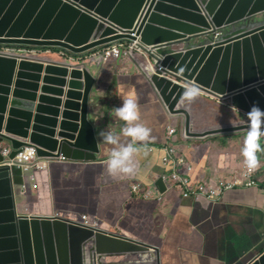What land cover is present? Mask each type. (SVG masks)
Masks as SVG:
<instances>
[{"label": "water", "instance_id": "water-1", "mask_svg": "<svg viewBox=\"0 0 264 264\" xmlns=\"http://www.w3.org/2000/svg\"><path fill=\"white\" fill-rule=\"evenodd\" d=\"M118 41H137L128 58L185 139L254 127L264 140V115L249 112L264 111V0H0V46L36 51L0 56V264H160L158 247L99 221L21 213L28 176L10 166L30 146L50 162L106 159L93 94L104 61L90 56ZM154 187L166 194V178ZM254 253L248 264H264V246Z\"/></svg>", "mask_w": 264, "mask_h": 264}, {"label": "crops", "instance_id": "crops-1", "mask_svg": "<svg viewBox=\"0 0 264 264\" xmlns=\"http://www.w3.org/2000/svg\"><path fill=\"white\" fill-rule=\"evenodd\" d=\"M46 62L59 63V59L47 56ZM100 67L98 89L93 92L97 104L94 111L121 143L133 142L137 147L133 154L135 171L111 175L103 162L52 161L47 169L34 172L36 188H30L26 196L18 199L21 213H59L70 219L76 217L82 223V216L86 215L89 225L91 219L99 221L104 228L114 227L119 233L158 247L160 264H248L256 256L254 252L264 246V140L256 139L257 164L263 163L258 172V165L255 166L258 188L233 190L216 202L183 199L180 190L160 195L154 183L169 176L171 169L163 165L162 151L150 153L148 149L164 146L169 128L177 130L173 139L178 153L192 164L191 180L200 185H217L243 174L246 166L241 149L247 134L226 133L188 141L129 58ZM129 97L136 101L138 109L134 123L150 129L149 137L143 141H132L123 135L125 122L114 116V107ZM206 97L197 101L211 114L214 108ZM210 120L204 123L210 124ZM113 147L107 145L108 154ZM134 186L139 187L138 192L133 191ZM152 194L157 200L146 198Z\"/></svg>", "mask_w": 264, "mask_h": 264}, {"label": "built area", "instance_id": "built-area-1", "mask_svg": "<svg viewBox=\"0 0 264 264\" xmlns=\"http://www.w3.org/2000/svg\"><path fill=\"white\" fill-rule=\"evenodd\" d=\"M136 44L137 41L131 43H127V41H118L114 44L103 47L99 52L93 53L90 58L101 55L104 62L109 61L111 59H114V57L124 55L125 49L128 48H130L129 54H134L133 52L135 51L134 47ZM18 51L26 53L36 52L24 49L16 50L6 46H0V56H12L15 52ZM43 51L49 52V50ZM176 133V129L169 128L166 137V144L161 147L151 146L148 149L150 153H154L156 150L162 151L164 153L162 163L165 167H169L171 169V173L166 177V181L168 182V189L166 194L174 190H180L181 197L183 199H192L197 202H216V200L221 201L228 192H231L233 190L259 187L255 168L251 171L245 168L243 174L240 177L231 181L222 180L217 185L194 184L191 180L193 166L191 163L187 162L182 153H178L179 148L176 146L173 139V137L176 136ZM10 154V148L3 149V157L7 158ZM49 163L50 161L48 160H41L40 158H38L36 149L33 146L24 148L10 162V166L13 164L18 165L22 169L23 174L28 176V182L21 187L23 195H25L30 188H36L34 172L47 169ZM138 190V186L133 187L134 192H138ZM146 198L156 199V196L155 194H152L147 195ZM82 221L86 225H89V218L86 215L82 216Z\"/></svg>", "mask_w": 264, "mask_h": 264}, {"label": "clouds", "instance_id": "clouds-1", "mask_svg": "<svg viewBox=\"0 0 264 264\" xmlns=\"http://www.w3.org/2000/svg\"><path fill=\"white\" fill-rule=\"evenodd\" d=\"M196 94L194 85L186 86L183 90V98L187 101H190ZM249 112L257 116L264 115V111L255 106ZM114 116L125 122L121 132L123 135L131 137L132 141H143L149 137V128L141 123H134L138 119V109L133 98L123 99L119 106L114 107ZM258 134L257 128H250L247 132L246 143L241 149L243 163L249 171L253 170L257 164L255 148ZM99 135L104 142L114 146L103 161L107 172L111 175L133 173L136 168L133 154L138 150L134 143H121L118 135L111 129H101Z\"/></svg>", "mask_w": 264, "mask_h": 264}, {"label": "rangeland", "instance_id": "rangeland-1", "mask_svg": "<svg viewBox=\"0 0 264 264\" xmlns=\"http://www.w3.org/2000/svg\"><path fill=\"white\" fill-rule=\"evenodd\" d=\"M127 43H129V42H127ZM47 51V50H46ZM129 51H130V48H128V49H125V54L124 55H120L119 57H114V59H111V60H109V61H118L120 58H128L129 57ZM134 53V52H133ZM109 61H105L104 63H106V62H109ZM262 162L261 161H259V163L257 164L258 165V167H257V172L260 170V168L262 167Z\"/></svg>", "mask_w": 264, "mask_h": 264}]
</instances>
